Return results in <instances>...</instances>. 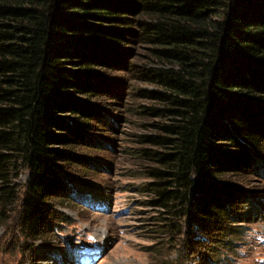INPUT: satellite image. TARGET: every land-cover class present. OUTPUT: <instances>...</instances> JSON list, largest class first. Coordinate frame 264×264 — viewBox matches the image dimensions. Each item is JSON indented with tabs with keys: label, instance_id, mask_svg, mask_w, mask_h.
<instances>
[{
	"label": "trees",
	"instance_id": "16d2710c",
	"mask_svg": "<svg viewBox=\"0 0 264 264\" xmlns=\"http://www.w3.org/2000/svg\"><path fill=\"white\" fill-rule=\"evenodd\" d=\"M119 69L155 87L136 89L152 123L130 155L154 212L150 248L175 249L179 264L246 258L243 210L264 194L236 182L264 178V0H0V227L15 215L29 241L69 223L53 200L81 190L60 169L101 146L87 138L100 115L91 102ZM254 240L264 250V235Z\"/></svg>",
	"mask_w": 264,
	"mask_h": 264
},
{
	"label": "rangeland",
	"instance_id": "374dc122",
	"mask_svg": "<svg viewBox=\"0 0 264 264\" xmlns=\"http://www.w3.org/2000/svg\"><path fill=\"white\" fill-rule=\"evenodd\" d=\"M141 50L136 49V55L129 60L134 66L145 63L144 56H138L144 52ZM108 78L109 91L91 102L100 115L93 120L87 135L88 141L102 143L101 146L73 150L83 158V163H66L60 169L81 190L79 195L69 188L64 198L53 200L55 210L69 223L60 224L58 231L42 239L25 241L17 234L13 215L7 225L0 227V264H179L175 249L168 254L150 248L153 245L143 225L154 212L143 207L141 202L145 198L135 192L145 179L141 165L130 156L137 147L135 137L149 134L147 125L152 123L137 113L141 107L153 104L138 99L136 89L154 91L155 87L137 84L123 69L108 73ZM92 163H98L100 168L93 170ZM260 163L264 170V153ZM26 178L23 174L15 181L24 185ZM243 179L236 182L239 187L264 194L263 177ZM243 214L253 216L246 246L239 249L247 257L228 253L227 258L235 259L232 264H255L254 259L264 256V250L254 240L256 234L264 235V206L250 204ZM81 243L104 253L97 261H80L77 253L89 252ZM181 262L196 264L190 259Z\"/></svg>",
	"mask_w": 264,
	"mask_h": 264
}]
</instances>
